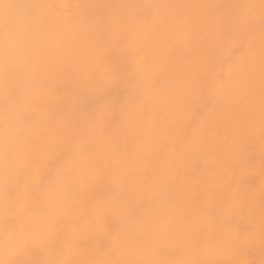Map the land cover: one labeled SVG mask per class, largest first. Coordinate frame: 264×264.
Segmentation results:
<instances>
[{"label": "clouds", "instance_id": "1", "mask_svg": "<svg viewBox=\"0 0 264 264\" xmlns=\"http://www.w3.org/2000/svg\"><path fill=\"white\" fill-rule=\"evenodd\" d=\"M0 264H264V0H0Z\"/></svg>", "mask_w": 264, "mask_h": 264}]
</instances>
